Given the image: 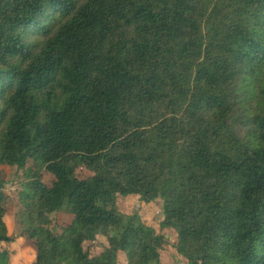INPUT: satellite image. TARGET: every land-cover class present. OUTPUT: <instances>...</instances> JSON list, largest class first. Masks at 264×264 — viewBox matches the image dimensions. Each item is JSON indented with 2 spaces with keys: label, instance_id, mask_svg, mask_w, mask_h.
I'll list each match as a JSON object with an SVG mask.
<instances>
[{
  "label": "trees",
  "instance_id": "trees-1",
  "mask_svg": "<svg viewBox=\"0 0 264 264\" xmlns=\"http://www.w3.org/2000/svg\"><path fill=\"white\" fill-rule=\"evenodd\" d=\"M131 196L163 202L159 232L121 213ZM170 245L264 264V0H0V264H162Z\"/></svg>",
  "mask_w": 264,
  "mask_h": 264
},
{
  "label": "rangeland",
  "instance_id": "rangeland-1",
  "mask_svg": "<svg viewBox=\"0 0 264 264\" xmlns=\"http://www.w3.org/2000/svg\"><path fill=\"white\" fill-rule=\"evenodd\" d=\"M8 179L10 181L9 184L6 185V192H8L10 196L9 206H8V215L6 217V222L10 229V234L14 237L21 236L24 230H27V223L25 222V214L23 208L18 205L17 200L15 198V191L20 185L24 172L23 170L18 171L15 169H7ZM118 207L121 213L125 216H134L138 215L144 221L146 226L155 231L159 232L160 227L159 224L162 220L163 214V202L158 200L151 204H144L140 201L139 197L131 196V197H120L118 199ZM53 219L58 220V222H63V220L67 221L68 216L64 213L55 214L52 216ZM167 239L170 243H174L176 241V234L173 231L165 232ZM100 242L96 244L97 249H102L106 244L107 239L101 237ZM30 244V241H27L25 238L20 239L16 244H14L13 249L16 251H22L27 248ZM88 247V244L86 245ZM121 264H124L126 261L125 255L120 254L119 256ZM162 264H185L186 260L178 255L176 249L172 247V245L168 246L161 253Z\"/></svg>",
  "mask_w": 264,
  "mask_h": 264
},
{
  "label": "crops",
  "instance_id": "crops-1",
  "mask_svg": "<svg viewBox=\"0 0 264 264\" xmlns=\"http://www.w3.org/2000/svg\"><path fill=\"white\" fill-rule=\"evenodd\" d=\"M28 250H30V249H23L22 251H20V254H22L21 255L22 257L29 258V262H32L35 259V255H34V253L31 254Z\"/></svg>",
  "mask_w": 264,
  "mask_h": 264
}]
</instances>
